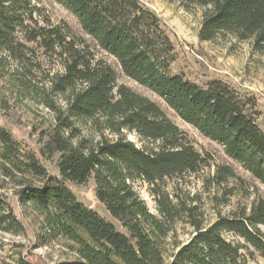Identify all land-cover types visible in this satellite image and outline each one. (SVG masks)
I'll return each mask as SVG.
<instances>
[{
  "label": "trees",
  "instance_id": "16d2710c",
  "mask_svg": "<svg viewBox=\"0 0 264 264\" xmlns=\"http://www.w3.org/2000/svg\"><path fill=\"white\" fill-rule=\"evenodd\" d=\"M57 1L127 78L264 186V131L250 111L252 99L220 78L201 86L184 70L173 72L175 46L152 9L140 0ZM180 2L186 9L202 8L201 40L229 35L264 51V0ZM37 47L61 65L40 92L55 124L39 152L57 158L58 175L21 149L1 125L0 173L17 187L20 202L42 215L48 237L69 241L75 257L55 264H244L253 252L264 258V196L254 194L248 206L226 215L217 211L207 221L198 197L178 180L198 174L211 156L197 151L147 96L116 85L113 68L96 59L66 23H52L32 0H0V75L11 68L22 90L36 92L30 76L40 67L34 59ZM90 178L97 201L115 223L84 205L66 185ZM230 179L241 177L230 164H217L212 182L221 186ZM136 181L148 185L157 214L135 190ZM231 194V189L225 192ZM179 225L189 226L191 236L184 242L174 239L168 254L166 239ZM0 230H24L1 192Z\"/></svg>",
  "mask_w": 264,
  "mask_h": 264
},
{
  "label": "rangeland",
  "instance_id": "374dc122",
  "mask_svg": "<svg viewBox=\"0 0 264 264\" xmlns=\"http://www.w3.org/2000/svg\"><path fill=\"white\" fill-rule=\"evenodd\" d=\"M152 9L165 23L175 46L176 60L173 72L184 70L201 86L213 78L228 82L233 88L246 94L253 101L250 111L259 127L264 131V51L255 50L251 43L237 40L229 35H218L213 40H201L198 36L202 8L192 6L186 9L180 0H140ZM40 6L52 23H66L72 33L83 37L96 59L107 62L116 73V85L124 84L155 102L162 111L183 131L202 155L211 156L209 165L195 175L188 174L178 180L179 186L190 195H196L203 205L205 218L212 221L217 211L226 215L230 210L248 206L254 194L264 196V186L254 180L245 170L226 157L222 148L201 135L193 126L181 120L165 103L152 92L127 78L117 61L104 53L95 43L85 36L76 18L57 0H32ZM35 60L40 67L30 76L36 86V92H27L20 88L11 68H5L0 75V125L6 128L19 143L21 149L35 154L39 162L50 174L58 175L57 158L43 157L39 150L47 141L54 124V114L41 103L46 80L52 73L61 70V65L53 58L34 48ZM8 70V71H7ZM133 140L136 139L131 136ZM228 163L234 167L241 180L230 179L221 186L215 185L211 178L216 165ZM67 187L84 205L97 211L115 223L111 216L95 197V182L92 178L83 184L66 182ZM15 187L0 173V192L7 195L18 218L24 225L21 233L0 230V264H55L72 260L75 255L68 248L69 241L64 237L51 238L46 235L42 215L30 205L23 204L14 193ZM134 188L144 200L150 212L157 214L155 202L148 191V185L134 182ZM228 189L231 195H225ZM227 198V199H225ZM227 200V202L225 201ZM224 202V203H223ZM191 236L189 226L179 225L174 235L166 239L168 254L173 250V240L186 241ZM244 264H264V258L253 252L246 255Z\"/></svg>",
  "mask_w": 264,
  "mask_h": 264
}]
</instances>
